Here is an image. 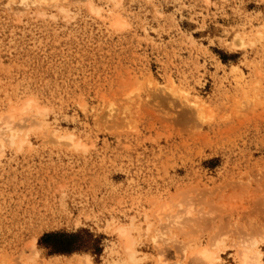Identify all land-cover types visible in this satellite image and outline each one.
Returning <instances> with one entry per match:
<instances>
[{
    "label": "rangeland",
    "instance_id": "374dc122",
    "mask_svg": "<svg viewBox=\"0 0 264 264\" xmlns=\"http://www.w3.org/2000/svg\"><path fill=\"white\" fill-rule=\"evenodd\" d=\"M10 1L0 264H264V0Z\"/></svg>",
    "mask_w": 264,
    "mask_h": 264
},
{
    "label": "bare ground",
    "instance_id": "6f19581e",
    "mask_svg": "<svg viewBox=\"0 0 264 264\" xmlns=\"http://www.w3.org/2000/svg\"><path fill=\"white\" fill-rule=\"evenodd\" d=\"M9 1L10 0H8V2ZM7 4H10V3H7ZM18 4L20 6H22L23 8H28V7L33 6V5L38 7V8L41 7V5L37 3V0H19ZM179 95H182V98L185 100L186 104H188L189 107H191L194 110V112L198 115V112L201 111L200 106L198 109V107L194 101H191L185 97L186 94H182L179 92ZM29 104H30V102L25 103L24 106L22 108H20L19 111H24V110L28 109ZM10 121H11V116L7 117L4 120L0 119V125L3 126V127L0 126V127H2V129L0 131V137L5 136V139H4V137H2V139L0 140V143L3 140H8L9 143H13V141L15 140V137L17 135L16 134L17 131H14V127H12V125H10ZM44 129H46V127H44ZM50 132H51L50 133L51 136H55L53 130ZM6 134H7V136H6ZM56 139H57L56 141H58V140L61 141L62 139H66L67 141L71 142V138H68V137L67 138L57 137ZM76 144L75 145L72 144V146L76 147L77 146ZM177 219L176 220L173 219V221H171V225H172V223L174 225L178 224L179 221H177ZM159 220L160 219H158V221ZM114 230H115L114 232H115L116 239H117V242L119 245V249L121 251V256H120L121 258L116 262V264H135V263H137L136 261H139V260H136V256H135L136 255V251L134 249L135 248L134 247L135 241L132 238L128 228L118 226ZM31 244H33V242ZM28 245H30V244H28ZM28 247L30 248L31 245ZM32 247H33V245H32ZM32 254H34V253L31 251L30 255H32ZM192 258L194 259L193 261L196 262L197 264L198 263L199 264H222L221 259L219 258L218 254L215 253L214 251L212 252L211 250H209V248L207 249L206 247H201L200 249L195 251L192 255ZM260 258H261L260 252L256 251L252 256H249L247 254V251H242V252L238 253V264H260L261 263ZM35 259H36V257H35ZM83 259H85V260H83L85 262V264H89V259L86 256Z\"/></svg>",
    "mask_w": 264,
    "mask_h": 264
},
{
    "label": "trees",
    "instance_id": "16d2710c",
    "mask_svg": "<svg viewBox=\"0 0 264 264\" xmlns=\"http://www.w3.org/2000/svg\"><path fill=\"white\" fill-rule=\"evenodd\" d=\"M69 246V245H68ZM68 246H65V247H60V249H53V250H55V251H67V250H72L71 248H69Z\"/></svg>",
    "mask_w": 264,
    "mask_h": 264
}]
</instances>
